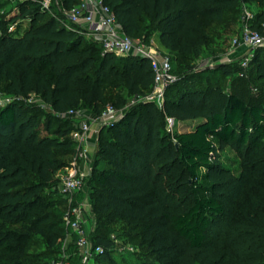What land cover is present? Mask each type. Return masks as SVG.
<instances>
[{"label": "trees", "instance_id": "obj_1", "mask_svg": "<svg viewBox=\"0 0 264 264\" xmlns=\"http://www.w3.org/2000/svg\"><path fill=\"white\" fill-rule=\"evenodd\" d=\"M55 1L48 11L40 0H0V90L19 98L0 108V244L12 251L0 264H34L24 259L31 240L53 247L70 230L57 171L76 142L49 120L39 126L30 96L63 118L70 109L99 114L107 89L122 95L123 105L153 84L148 58L104 52L60 21ZM59 1L66 9L79 2ZM104 1L132 39L157 33L176 80L163 108L145 100L99 128L108 140L88 182L102 194L103 209L140 222L159 264H264V105L233 90L213 103L208 83L230 74L231 63L197 75L191 66L205 52L207 26L243 25L249 1L263 7L249 20L261 30L264 0ZM254 58L264 80V57ZM166 117L192 125L168 131Z\"/></svg>", "mask_w": 264, "mask_h": 264}, {"label": "rangeland", "instance_id": "obj_2", "mask_svg": "<svg viewBox=\"0 0 264 264\" xmlns=\"http://www.w3.org/2000/svg\"><path fill=\"white\" fill-rule=\"evenodd\" d=\"M17 1H13L11 5H15ZM10 5V6H11ZM244 11L255 13L263 7L252 1L245 3ZM9 7V6H8ZM57 10V9H56ZM54 11V9H51ZM207 46L202 56L198 57L191 63L192 73L197 75L196 70L204 67L215 68L220 63H231L232 72L230 74L222 73L218 81H210L207 89L209 97L213 103L222 98L223 92L233 90L239 92L248 102L259 103L264 105V80L260 79L256 71V57H264V45L250 49L245 46L234 45L233 38L240 37L243 31L242 24L234 25L232 30L223 31L222 25L207 26ZM157 33L149 36L148 41L141 39H133L134 46L137 47H153V50L162 54H168L165 48L159 44ZM88 39V38H87ZM94 41L95 38H90ZM135 50V49H134ZM244 57L252 59L251 63L244 70L240 66V61ZM173 65H176L173 62ZM240 68L238 71L237 69ZM243 73V74H241ZM200 78L195 77L193 83L199 84ZM1 91V90H0ZM3 92V91H1ZM5 93V92H4ZM174 90L168 94L171 95ZM8 95L7 93H5ZM167 94V95H168ZM107 100L102 106L113 105L116 109L111 121L121 117L130 107H138L140 103L148 100L147 93L142 97L125 96L123 105L121 96L111 90H106ZM31 105L37 106L39 126L45 125L49 120L53 129L67 131L73 139V131L76 129L77 121L82 118H74L64 116L56 118L45 113L48 106L39 100L28 101ZM104 109V108H103ZM86 118L91 123L90 138L87 141V156L83 157L80 150H75L73 155L63 156L61 159L66 161V165L57 171L58 185L62 189L63 179L70 172V166L75 161V166L86 172L83 180V187L78 191H71L63 196L61 207L69 210L73 207H79V223L83 230V235L88 241L86 248L79 249L76 244L75 232L69 230L63 238H60L55 246L51 247L41 238L36 236L26 246L25 260L34 264H159L156 259L155 252L151 249L147 241L144 239L142 226L140 222L124 218L122 215L114 214L110 209H103L99 196L102 195L98 189L91 187L88 182L91 176L92 168L96 158L102 151V141H107V135L99 133L100 121L96 118L97 114L88 111ZM188 124L176 122L172 127L166 124L170 131H183L188 129L192 122ZM109 125H102V127ZM101 128V127H100ZM45 131L42 127L41 133ZM40 133V134H41ZM106 137V138H105ZM110 137H113L111 135ZM74 140V139H73ZM224 155L233 158V152L227 150ZM11 229L17 228L16 225L7 224ZM105 228L109 230L106 231ZM100 246V250H96V246ZM77 253L80 261L74 259ZM12 251H6L4 245L0 244V262L10 260Z\"/></svg>", "mask_w": 264, "mask_h": 264}, {"label": "built area", "instance_id": "obj_3", "mask_svg": "<svg viewBox=\"0 0 264 264\" xmlns=\"http://www.w3.org/2000/svg\"><path fill=\"white\" fill-rule=\"evenodd\" d=\"M43 9L51 11L52 0H40ZM55 7L60 11L62 16L60 21L68 27H74L87 38H95L101 45L104 52L115 53L117 55L134 54L146 57L150 61L153 71V84L148 92V100L152 101L159 108H163L165 92L167 87L176 80L173 72V66L168 54H162L153 50V47H135L134 40L126 35L119 23L116 21L114 13L109 9L104 0H79V2L66 9L59 0L55 1ZM253 17V13L245 10L243 14V31L240 37L232 40L234 45L245 46L250 49L264 45V22L261 24V30L250 27L249 20ZM135 49V50H134ZM250 61L249 57H244L240 61V66L245 70ZM243 74V73H241ZM19 100L16 96L6 95L0 91V108ZM33 100V96L27 101ZM116 109L113 105H107L101 110L96 118L102 125H110L113 121L110 118L114 115ZM89 113L80 109H70L66 115L82 118L79 119L76 129L73 131V139L76 142V150L81 151L83 157L87 156V141L90 138L91 123L86 118ZM167 125L172 127L176 123L172 117H166ZM170 131V129H168ZM70 166V172L63 179L62 192L63 196L71 191H78L83 187V180L86 172L75 166V161ZM79 207H73L65 211L63 215L64 223L69 229L75 232L76 244L79 249L86 248L88 241L83 235V230L79 223ZM100 246H96V250H100Z\"/></svg>", "mask_w": 264, "mask_h": 264}, {"label": "crops", "instance_id": "obj_4", "mask_svg": "<svg viewBox=\"0 0 264 264\" xmlns=\"http://www.w3.org/2000/svg\"><path fill=\"white\" fill-rule=\"evenodd\" d=\"M156 37H157V35H156ZM157 40H158V38H157ZM159 42V41H158ZM160 44V43H159Z\"/></svg>", "mask_w": 264, "mask_h": 264}]
</instances>
